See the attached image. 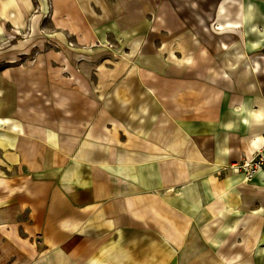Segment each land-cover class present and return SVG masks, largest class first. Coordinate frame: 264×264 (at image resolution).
Masks as SVG:
<instances>
[{
  "label": "crops",
  "instance_id": "0c3cea01",
  "mask_svg": "<svg viewBox=\"0 0 264 264\" xmlns=\"http://www.w3.org/2000/svg\"><path fill=\"white\" fill-rule=\"evenodd\" d=\"M28 18L0 52V264H264V170L223 169L264 143V0H0V39Z\"/></svg>",
  "mask_w": 264,
  "mask_h": 264
},
{
  "label": "rangeland",
  "instance_id": "374dc122",
  "mask_svg": "<svg viewBox=\"0 0 264 264\" xmlns=\"http://www.w3.org/2000/svg\"><path fill=\"white\" fill-rule=\"evenodd\" d=\"M37 10H38V7L35 6V7H33L32 12L36 13ZM48 14H49V12L46 15H48ZM48 18H49V16L46 17L45 19H48ZM29 19L30 18H28V20L26 22V26H25L23 31H20L13 26H11V27L9 26L6 30H4V37L0 39V52H5L6 50L9 51V49H11L13 46V42L19 40L20 38H23V37L27 38V37L31 36V33L34 31L35 25L32 23V30H31V27L28 24ZM45 24L47 25V27L46 28L42 27L41 29L38 28V31L45 32L44 29H46V31H47L50 28L51 23H48L47 21L43 20L42 25H45ZM41 34L44 35V33H41ZM28 39L29 38H27V40ZM68 43L70 44L71 41H68ZM108 45L110 46L111 44H108ZM27 47H31L33 49L32 53L34 54L37 52V50L39 48L42 50V49H46L49 47L57 48L58 46L54 41L46 38L45 36H40V37L36 38L35 40L33 39L29 44H27ZM17 52H18V56L14 59L17 62H19L21 60V57H25L26 54L29 56L31 53L30 50H25V48L21 49V50H17ZM31 60H33V59H31ZM4 62H5V59L1 55L0 56V63H4Z\"/></svg>",
  "mask_w": 264,
  "mask_h": 264
},
{
  "label": "built area",
  "instance_id": "2783aa9c",
  "mask_svg": "<svg viewBox=\"0 0 264 264\" xmlns=\"http://www.w3.org/2000/svg\"><path fill=\"white\" fill-rule=\"evenodd\" d=\"M223 169L235 173H243L244 182H249L258 170H264V143L250 157L242 158L240 161L233 162Z\"/></svg>",
  "mask_w": 264,
  "mask_h": 264
}]
</instances>
